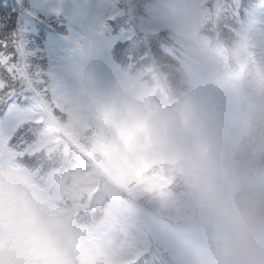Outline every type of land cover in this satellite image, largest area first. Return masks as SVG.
<instances>
[{
  "label": "rangeland",
  "instance_id": "rangeland-1",
  "mask_svg": "<svg viewBox=\"0 0 264 264\" xmlns=\"http://www.w3.org/2000/svg\"><path fill=\"white\" fill-rule=\"evenodd\" d=\"M225 1L237 6L242 0H169L160 16L141 18L136 27L117 36L115 26L132 22L139 0H24L23 7L17 0H0V17L14 23L16 30L26 29L27 44L38 21L53 20L61 12L79 27L84 40L83 48L65 56V91L54 105L56 109L69 110V123H55L50 114L56 110L53 106L39 103L28 110L22 122L27 123L28 135L41 119L48 122L45 133L33 147L28 145L25 156L29 160L45 159L59 151L66 159L71 152L80 151L77 141L90 130L107 127L113 135L105 158H93L94 164L80 170L71 188L65 190L61 183L54 196L49 197L30 184L31 174L10 168V160L20 156L7 145L15 129H0V264H133L151 247L160 256L161 246L168 248L163 236L166 226L151 229L150 233L143 231L134 209L121 198L115 224L102 239L86 242L83 235L74 236L72 218L85 214V208L90 209L85 196H90L102 172L111 179L113 190L134 188L131 193L135 197L161 190L175 180L158 152L170 130L169 112H147L148 100L156 87L146 86L139 75L130 85L127 73L119 70L113 58L127 56L132 61L139 56L136 51L145 55L140 60L149 59L152 66L156 62L170 72V56L160 52L154 42L163 28H170L195 44L192 51L200 60L199 77L208 88L228 57L224 50H209L206 36L197 43L194 38L200 30L211 28L213 32V28H223ZM27 7H33L36 14L26 15ZM113 14H117L116 18L109 19ZM245 42L249 60L243 78L264 82V7L257 13ZM128 49L133 52L131 55ZM30 52L34 53L31 62L37 65L38 54ZM262 111L264 91L240 83L239 88L217 91L203 112L202 120L210 127L219 148L235 156L230 170L237 182L264 180V158L255 165V175L250 176V162L242 153L250 125ZM163 169L165 176H158ZM147 170L153 173L143 181ZM62 198L69 211L56 209L55 202ZM178 198L162 190L154 200L168 212L177 205ZM76 200L79 201L74 203ZM134 234L140 243H134Z\"/></svg>",
  "mask_w": 264,
  "mask_h": 264
},
{
  "label": "clouds",
  "instance_id": "clouds-1",
  "mask_svg": "<svg viewBox=\"0 0 264 264\" xmlns=\"http://www.w3.org/2000/svg\"><path fill=\"white\" fill-rule=\"evenodd\" d=\"M239 83L264 91L255 78L223 73L208 88L192 82L158 147L180 188L177 205L166 213V264H264V180L237 182L230 170L235 156L219 148L200 119L217 91ZM242 153L255 175L264 158V111L250 125Z\"/></svg>",
  "mask_w": 264,
  "mask_h": 264
},
{
  "label": "trees",
  "instance_id": "trees-1",
  "mask_svg": "<svg viewBox=\"0 0 264 264\" xmlns=\"http://www.w3.org/2000/svg\"><path fill=\"white\" fill-rule=\"evenodd\" d=\"M225 4L227 8L225 7L226 18L222 23L223 28H213V32L211 31V28L200 30L198 39L202 36H206L209 40L207 44L210 49L220 51L224 50L228 55V63L223 70V73L225 75H238L239 67L244 66L249 60L247 53L243 50V41L240 40L239 33L250 22L251 16L255 11V4L253 0H242L237 6L232 5L231 2L228 1H225ZM241 5H243V7H241ZM236 13L238 15H236ZM237 18L240 20H238ZM55 19L49 21L37 20L38 22L35 26V31L32 34V37L29 35L30 40L29 44H27V47H29L30 51H36V48L34 46V39L36 40V35L38 33V28L36 27H38L40 24L52 26ZM0 22L7 24L8 32L16 30L14 23L8 22L4 16L0 17ZM218 31H220V33H218ZM49 34L50 32H47L45 34L46 39H49ZM159 36L160 39H163V41L166 42L167 48L157 49L160 52L167 53L170 56V72H166V70L163 67L157 65L156 62H154L155 66H152V62L149 59L140 60V58L145 55L139 54L136 51L135 54L137 53V55L139 56L137 59H133L132 61H130L129 57L120 55H114V59L118 64L127 68L132 76L137 77L139 75V77L143 81H145L149 85L155 86L156 90L154 92V98L157 99V101L161 103L162 106L169 108L174 115L183 97L191 91L190 84L192 82L198 83L204 88L206 87L202 83H200V77L198 73L199 62L195 59L194 53L191 50V43L189 41L182 40L180 44H176L174 42L173 36H170L167 31H162ZM36 53L38 54L36 64L43 70V64L40 60L41 52L37 49ZM131 53L133 52L128 49V55H131ZM144 69L145 73L143 72ZM159 71L161 72V74H159ZM62 89L63 88L57 85H49L46 81L41 89L40 98L37 103H42V106L44 107L46 105L53 106L52 109H56L54 108L55 101L63 93ZM45 102L48 104H45ZM36 104L34 106H36ZM34 106H31L30 108H33ZM50 114L57 124L69 123L68 109L52 110ZM200 119H203V112L200 114ZM26 126L27 123L20 125V131H15L10 137L7 144L9 148L15 150V152L17 151L20 155L14 156L12 158V166L16 167L17 163L24 165L34 164L41 167L44 171H49V174H52L55 172H61L71 165V159L68 156L65 159V157L59 151H56L51 155L49 154L50 156L45 159L39 157L36 160H29L25 156V152L28 153V145L30 144L33 147V143H35V141L44 134L45 130L37 131L35 127L31 129V132L28 135ZM57 127L60 129V126ZM97 132L99 133V136H97ZM105 136L106 135H101V129L94 128L88 133L84 134L80 139L83 140L82 144L84 146L92 145L96 147H102L103 145H106L108 142H110L113 138L112 134L108 135V138H104ZM101 147L97 150H101ZM99 154H101L102 156L104 153L102 151H99ZM38 155H41V151ZM145 172L146 171H144L143 174ZM108 189L112 188L108 187ZM119 193H124V190L116 191L114 197H118ZM85 197L86 200H89L90 209L85 208V210L82 212L85 214H75L74 216L76 219H80L85 225L94 224V226L98 228L101 226L104 219L108 217V213L106 212V210L100 211V208H98L96 205H93L90 196ZM152 199L153 196L150 195L149 200L144 199L143 203L146 205L148 204L150 207L158 209L157 206H154V204L156 203ZM78 201L79 200H76L74 203H77ZM111 202L112 199L105 202L104 206L106 207L110 205ZM153 213L156 216L157 223H162L164 221L168 222L169 217L166 214L159 213L158 211H155ZM166 257L167 253H165L162 248L160 256L151 247L149 250L143 252V254L138 258V261L133 264H166Z\"/></svg>",
  "mask_w": 264,
  "mask_h": 264
},
{
  "label": "snow or ice",
  "instance_id": "snow-or-ice-1",
  "mask_svg": "<svg viewBox=\"0 0 264 264\" xmlns=\"http://www.w3.org/2000/svg\"><path fill=\"white\" fill-rule=\"evenodd\" d=\"M23 7L24 0H18ZM243 7V5H241ZM26 15H35L33 7L24 9ZM113 14L109 19H115ZM26 29L8 32L7 24L0 22V129L5 126L20 131L31 106L40 98L46 83V74L31 62L27 48Z\"/></svg>",
  "mask_w": 264,
  "mask_h": 264
},
{
  "label": "bare ground",
  "instance_id": "bare-ground-1",
  "mask_svg": "<svg viewBox=\"0 0 264 264\" xmlns=\"http://www.w3.org/2000/svg\"><path fill=\"white\" fill-rule=\"evenodd\" d=\"M64 80H65V78L62 79V81H64ZM133 241H134L135 244L140 243L139 237L137 235H135V234H134V237H133Z\"/></svg>",
  "mask_w": 264,
  "mask_h": 264
}]
</instances>
